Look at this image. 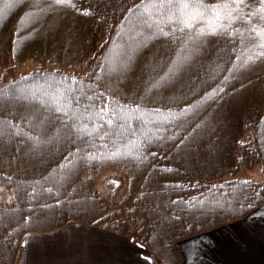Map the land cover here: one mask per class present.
I'll use <instances>...</instances> for the list:
<instances>
[{
  "label": "trees",
  "instance_id": "trees-1",
  "mask_svg": "<svg viewBox=\"0 0 264 264\" xmlns=\"http://www.w3.org/2000/svg\"><path fill=\"white\" fill-rule=\"evenodd\" d=\"M179 2L0 0V264L25 233L68 224L181 264V241L264 204L260 0L215 32L217 0L188 24ZM255 165L261 182L233 177ZM112 168L127 177L122 215L96 191Z\"/></svg>",
  "mask_w": 264,
  "mask_h": 264
},
{
  "label": "crops",
  "instance_id": "crops-1",
  "mask_svg": "<svg viewBox=\"0 0 264 264\" xmlns=\"http://www.w3.org/2000/svg\"><path fill=\"white\" fill-rule=\"evenodd\" d=\"M181 264H264V204L178 244ZM14 264H155L140 243L90 225L27 232Z\"/></svg>",
  "mask_w": 264,
  "mask_h": 264
},
{
  "label": "rangeland",
  "instance_id": "rangeland-1",
  "mask_svg": "<svg viewBox=\"0 0 264 264\" xmlns=\"http://www.w3.org/2000/svg\"><path fill=\"white\" fill-rule=\"evenodd\" d=\"M11 64H13V63L11 62ZM34 67H35L34 64H32L31 62H27L24 64L17 65L16 68L14 69V72H17V74H26L29 71H31ZM1 75H2V70H0V79H1ZM230 177H231L230 175H226L224 177V179H227ZM233 177L243 178V179L248 178V179H253V180H256L259 182L262 181V174H261V170H260L259 165H255L249 169H240L237 172V174ZM126 189H127V177L123 173V171L120 170L119 168H112V169L108 170L107 172L103 173L96 183V191H97L98 195L101 197V199H103V201H105V203H107L109 210L115 209V212L117 215H122V214L129 212L128 207H121L119 205L120 200H122V198L124 197V195L126 193ZM6 195H7L6 192L2 191L0 189V198L5 197ZM68 225H70V224H68ZM71 225H75V224H71ZM30 232H39V231H30ZM48 232H50V231H48ZM39 233H43V232H39ZM119 237H121V236H119ZM122 238H125V237H122ZM125 239H127V238H125ZM22 240H23V237L21 239V243H22ZM132 242H134V241H132ZM21 250H22V248H21ZM21 250L17 253V255H19ZM148 253H149V251H148ZM17 255H16V258H17ZM149 256L151 257L150 253H149Z\"/></svg>",
  "mask_w": 264,
  "mask_h": 264
},
{
  "label": "snow or ice",
  "instance_id": "snow-or-ice-1",
  "mask_svg": "<svg viewBox=\"0 0 264 264\" xmlns=\"http://www.w3.org/2000/svg\"><path fill=\"white\" fill-rule=\"evenodd\" d=\"M54 3L65 4L68 3V0H54ZM172 7L180 13V18L185 24H188L189 19H195V16L188 14L186 10L206 8L202 0H196L192 4H189L187 0H180L179 3L173 4ZM207 7H210L214 14L215 26L208 29L211 32H215L217 28L228 29L231 22L239 19L249 20V15L243 12L245 7L243 0H217L216 4ZM248 7L251 9V15H259L261 21L264 22V0H260L258 5H248ZM83 11H88V9H83ZM222 20L227 22L221 23L220 21ZM256 31L264 37V29H257Z\"/></svg>",
  "mask_w": 264,
  "mask_h": 264
},
{
  "label": "bare ground",
  "instance_id": "bare-ground-1",
  "mask_svg": "<svg viewBox=\"0 0 264 264\" xmlns=\"http://www.w3.org/2000/svg\"><path fill=\"white\" fill-rule=\"evenodd\" d=\"M108 75V74H107ZM109 77V76H108Z\"/></svg>",
  "mask_w": 264,
  "mask_h": 264
}]
</instances>
